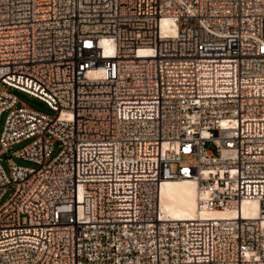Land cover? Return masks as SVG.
<instances>
[{
	"label": "built area",
	"instance_id": "2783aa9c",
	"mask_svg": "<svg viewBox=\"0 0 264 264\" xmlns=\"http://www.w3.org/2000/svg\"><path fill=\"white\" fill-rule=\"evenodd\" d=\"M4 113L0 264H264V0H0Z\"/></svg>",
	"mask_w": 264,
	"mask_h": 264
},
{
	"label": "bare ground",
	"instance_id": "6f19581e",
	"mask_svg": "<svg viewBox=\"0 0 264 264\" xmlns=\"http://www.w3.org/2000/svg\"><path fill=\"white\" fill-rule=\"evenodd\" d=\"M165 23H168L166 20ZM197 183L193 179L177 178L165 180L160 189L161 212L174 219H192L197 213ZM243 214L256 215L255 202L242 203ZM232 210L206 209L201 216L210 218H229Z\"/></svg>",
	"mask_w": 264,
	"mask_h": 264
},
{
	"label": "rangeland",
	"instance_id": "374dc122",
	"mask_svg": "<svg viewBox=\"0 0 264 264\" xmlns=\"http://www.w3.org/2000/svg\"><path fill=\"white\" fill-rule=\"evenodd\" d=\"M12 92L14 94L17 95L18 99L20 100V102L22 103H25L26 105L36 109V110H39L43 113H47V114H50L52 115L54 112L45 104L43 103L42 101L22 92V91H19V90H16V89H13ZM5 113L0 117V131L2 129V126H3V123H4V119H5ZM30 140H23L17 144H14L12 145L10 148H9V153L7 154V156H11V160L15 163V164H19V165H25V166H36L34 163L32 162H29L27 160H24V159H21V158H18L16 156H14L12 153L13 152H16L18 151L20 148H22L24 145H26L27 143H29ZM205 147L207 150H209L212 155L214 156H217L218 155V148L216 146V144L212 141H208L205 143ZM58 151V148L55 147L54 148V151L52 153V156L55 155ZM7 156H3L2 157V160H1V163H2V166L3 168L5 169L6 172H9V168H8V159H7ZM195 160V156L193 157H189V158H185L184 159V162L189 164V163H193ZM8 197V193L5 194L3 196V200H5L6 198Z\"/></svg>",
	"mask_w": 264,
	"mask_h": 264
}]
</instances>
